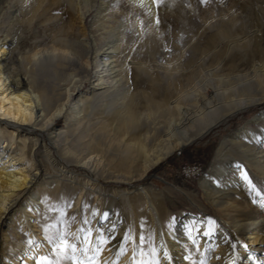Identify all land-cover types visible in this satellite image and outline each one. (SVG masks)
<instances>
[{
    "label": "bare ground",
    "instance_id": "6f19581e",
    "mask_svg": "<svg viewBox=\"0 0 264 264\" xmlns=\"http://www.w3.org/2000/svg\"><path fill=\"white\" fill-rule=\"evenodd\" d=\"M124 1L148 14L146 30L139 15L121 16ZM231 11L205 45L198 32L162 55L145 40L152 0H0V264H264V203L242 175L264 180V113L217 150L209 207L180 188L196 211L173 215L176 191L148 184L227 114L264 104V0ZM24 37L33 52L14 63ZM46 225L70 233L75 260L48 243Z\"/></svg>",
    "mask_w": 264,
    "mask_h": 264
},
{
    "label": "rangeland",
    "instance_id": "374dc122",
    "mask_svg": "<svg viewBox=\"0 0 264 264\" xmlns=\"http://www.w3.org/2000/svg\"><path fill=\"white\" fill-rule=\"evenodd\" d=\"M152 1L154 9L157 11L156 17L159 23L156 19L155 24H153V31L145 34V40L149 39L147 41L157 42L160 45L159 49L162 55L165 52L172 55L173 51L169 47V43L179 40L181 44H185V40L191 38L194 33L199 32L197 40L201 45H205L208 38L213 35L215 20L221 18L220 16L231 14L233 6L242 0H206V2L204 0H161L160 4H157L156 0ZM121 11V16L127 15L130 18L129 21H133L136 15H139L141 26L144 27L143 30L148 28L150 17L147 13L137 11L135 7L128 5L125 1L121 5ZM86 23L88 25V22ZM155 27L160 32L159 40L155 36ZM3 37L0 36V40ZM24 38L26 41L27 38ZM51 39L50 36H47L40 43L50 46ZM20 45V50L13 55L14 63L17 60V62H20V54L25 53V56H28L29 53L32 54L33 52L32 49H29V46H34V43L22 41ZM211 68L208 64L202 71L206 73ZM92 84L93 81L87 82L84 91L90 88ZM263 113L264 104L256 105L235 115L229 113L226 115L229 117L227 122L216 128L208 136L196 140L192 145L182 150L175 151L156 166V169L148 177V184H152L160 190L168 188L176 191L175 196L178 198H175L176 205L173 206V215L182 212L185 216L190 210L196 211L195 207L182 197L180 188L197 193L199 200L205 206H208L205 201L206 190L203 188V183L206 180L205 176L216 165L217 150L223 142L239 133L247 125L251 127V130L256 129V123ZM64 126L65 119L62 118L58 121L57 128L62 129ZM252 179L258 191L250 190V192H253L255 199H259L264 203V180L254 175H252ZM208 209L212 210L211 208ZM213 216L215 217V215ZM241 242L245 247H249V243L245 238L241 239Z\"/></svg>",
    "mask_w": 264,
    "mask_h": 264
},
{
    "label": "snow or ice",
    "instance_id": "6c2138e0",
    "mask_svg": "<svg viewBox=\"0 0 264 264\" xmlns=\"http://www.w3.org/2000/svg\"><path fill=\"white\" fill-rule=\"evenodd\" d=\"M204 2H206V0H204ZM156 3L160 4L161 0H156ZM157 23H159L158 19H157ZM242 175H243V178L245 179V181L250 186V188L258 191L256 189V185L252 182V180L248 176V174L245 172V173H242ZM65 215L66 214L63 212L60 213V219L57 221V225L67 224V221L64 220ZM94 215H96V213H94ZM107 216H108V214L104 213V218H107ZM84 223L87 224L88 221L85 220ZM50 228H55V231L51 235L48 234ZM44 231H45L48 243L52 244L53 247L58 250V254L63 253L65 255L66 259H72V260L76 259L75 253L77 252V244L69 241L68 237H69L70 233H68L66 231V229H62L58 226L46 225L44 228ZM90 235H91V231L88 230L87 232H85L83 239L79 240V243L85 244V245L88 244L89 243L88 237ZM100 239H101L100 237H97L98 245H99ZM128 239H129V236L126 234L124 236V240L127 241ZM140 242H141V244L144 242L143 236H140ZM29 243H32V241L30 240ZM81 251L83 253L87 254L89 249L87 247H85V248L81 249ZM100 251H101V248L99 246H97V248L95 249V252L98 254ZM123 251H124V245L121 244L120 245V252H123ZM155 251L156 250L153 249V253H155ZM164 256L167 257L169 261H171V257L169 256V254L166 250L164 251ZM93 260H94V258H89L88 264H93ZM38 264H58V261L49 260L47 257L41 256L38 258ZM76 264H81V261L77 260ZM139 264H145V262L140 261ZM151 264H160V262L158 259H155L154 261L151 262ZM201 264H203V262H201Z\"/></svg>",
    "mask_w": 264,
    "mask_h": 264
}]
</instances>
